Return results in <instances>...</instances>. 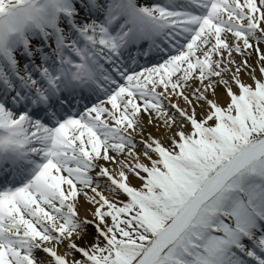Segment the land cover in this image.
Wrapping results in <instances>:
<instances>
[{
    "label": "snow or ice",
    "instance_id": "snow-or-ice-1",
    "mask_svg": "<svg viewBox=\"0 0 264 264\" xmlns=\"http://www.w3.org/2000/svg\"><path fill=\"white\" fill-rule=\"evenodd\" d=\"M0 264H264V0H0Z\"/></svg>",
    "mask_w": 264,
    "mask_h": 264
},
{
    "label": "bare ground",
    "instance_id": "bare-ground-1",
    "mask_svg": "<svg viewBox=\"0 0 264 264\" xmlns=\"http://www.w3.org/2000/svg\"><path fill=\"white\" fill-rule=\"evenodd\" d=\"M221 103L226 104V103H227V98H222V99H221ZM137 183H139V182H137Z\"/></svg>",
    "mask_w": 264,
    "mask_h": 264
}]
</instances>
